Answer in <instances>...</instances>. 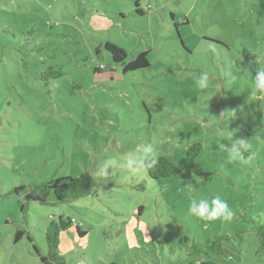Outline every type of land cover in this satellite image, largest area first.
<instances>
[{
  "label": "rangeland",
  "instance_id": "374dc122",
  "mask_svg": "<svg viewBox=\"0 0 264 264\" xmlns=\"http://www.w3.org/2000/svg\"><path fill=\"white\" fill-rule=\"evenodd\" d=\"M107 41L128 59L149 51L150 67L123 72ZM258 72L264 0H0V264H45L33 245L49 252L61 215L87 231L60 232L65 264H209L188 256L192 242L239 227L240 264H264L249 221L264 224ZM244 128L247 157L220 143ZM194 141L192 177L149 176L146 161L178 163ZM85 172L91 192L77 199L11 193ZM217 196L230 220L190 213L192 201L214 210Z\"/></svg>",
  "mask_w": 264,
  "mask_h": 264
},
{
  "label": "trees",
  "instance_id": "16d2710c",
  "mask_svg": "<svg viewBox=\"0 0 264 264\" xmlns=\"http://www.w3.org/2000/svg\"><path fill=\"white\" fill-rule=\"evenodd\" d=\"M141 13L140 10H138ZM105 49L111 54L114 63L120 64L123 72H131L138 69L149 68L151 63L148 58L149 51H142L136 54L133 58L128 59L127 51L121 46L107 41L104 44ZM101 52V48H97V54ZM104 63H99L95 71H104L107 69ZM48 75L53 78H58L63 75L62 71L50 68L47 71ZM251 136L250 130L244 128L240 131L233 133L231 136L223 138L220 143L224 147H228L233 151L238 152L240 155L247 157L251 156L252 151L248 150L247 140ZM213 147L217 145L213 144ZM202 145L199 141L191 143L185 156L178 162L174 163L166 156H159L157 158L146 161V168L149 176L152 179L167 178L170 176H177L181 179H189L192 177L195 169V160L199 155ZM250 151V152H248ZM201 176H207L208 173L202 170L196 171ZM93 176L89 172L81 173L74 176L58 177L52 180L44 181L32 185L30 188L24 186L14 187L11 191L20 193L24 190L26 194H37L44 201L50 193H54L56 198L60 201L77 199L79 197L90 194ZM75 218L70 216L61 215L60 220L52 221L47 230L48 240V253L41 254L39 248L34 244V249L40 256V259L45 264H65L64 258L58 254L59 234L62 230L70 229L76 226L77 232L84 236L87 231L82 230V225H77ZM250 222H254L252 230L256 237L259 239V248H264V224L250 218ZM245 230L241 227L234 230V234L230 233H215L210 241H193L187 249L189 257H205L209 264H240L242 261V247L241 241ZM22 232L19 230L15 233V241L21 236ZM235 236V237H234ZM108 264H118L116 262H109ZM193 264V263H192Z\"/></svg>",
  "mask_w": 264,
  "mask_h": 264
},
{
  "label": "clouds",
  "instance_id": "9594fccd",
  "mask_svg": "<svg viewBox=\"0 0 264 264\" xmlns=\"http://www.w3.org/2000/svg\"><path fill=\"white\" fill-rule=\"evenodd\" d=\"M256 87L260 89H264V72H258L256 76ZM148 153H152L153 150L151 148L146 149ZM233 159H238V156L233 155ZM212 203L214 205V210H209L208 204L205 203H197L196 201H192L189 211L190 213L201 219V220H215L217 218H222L223 220H230L233 216V213L230 210V206L227 201L222 200L219 196L212 199Z\"/></svg>",
  "mask_w": 264,
  "mask_h": 264
},
{
  "label": "water",
  "instance_id": "95a60500",
  "mask_svg": "<svg viewBox=\"0 0 264 264\" xmlns=\"http://www.w3.org/2000/svg\"><path fill=\"white\" fill-rule=\"evenodd\" d=\"M30 197H33V198H39V199H41L40 198V196L39 195H37V194H32V193H30V194H28ZM28 196V197H29Z\"/></svg>",
  "mask_w": 264,
  "mask_h": 264
}]
</instances>
